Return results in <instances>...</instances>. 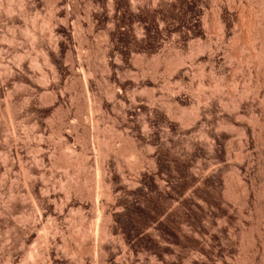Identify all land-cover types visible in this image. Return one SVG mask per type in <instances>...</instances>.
<instances>
[{"label": "rangeland", "instance_id": "374dc122", "mask_svg": "<svg viewBox=\"0 0 264 264\" xmlns=\"http://www.w3.org/2000/svg\"><path fill=\"white\" fill-rule=\"evenodd\" d=\"M0 1L2 2H0L1 4L4 3V7L0 5V13L1 15H3L0 19V57L5 58L11 62L16 61L12 60V57L14 55V48L9 46V43L5 40L4 37L11 34V30H15L13 29V27L16 22L17 23L15 25L17 27L20 26L21 29L20 27L16 29L18 40L15 43V48L16 50L18 49L21 51L29 48L31 57L33 59L37 54L36 51L31 48V43H29L30 41L27 42V39L29 40V38H26V35L23 33V30L25 29L24 27L28 25V23L30 26L31 22L35 21L36 17L35 23L38 22L36 25L40 26L39 28L36 27V30H38V32H41L43 30L42 32L45 34L50 33V35H48L50 37H48L50 43L49 40H47V43H49V51L47 52L50 62V65L48 63L47 72L50 79H48V81L46 82L47 84L45 83L46 85L43 88V83L40 84V80H38L39 78H37V74L36 76L34 72H32V74H28L27 72H25L24 68H21V66L19 67L18 65L14 69V74H11V79H9V82L5 83L4 81L7 80V78H10V75L7 78H4L5 74L0 67V71L2 70L0 74L2 73L1 75L3 76L1 77L0 75V77L2 78H0V104L2 105L0 106V151H2V153H12L14 156L11 154V157L15 159L18 168V170H16L15 172L16 174H11L12 176L15 175L13 176L15 179L12 178L11 175H9L11 176V178L9 176L6 178L4 177L5 180L3 178V180L0 181V183L2 182V184H0V189H3L0 190V193H2L0 194V196L4 198L3 203H5L4 206L2 204L4 208L1 206L2 211L0 209V264H23L24 261H26L28 264L34 263V260L36 259H34V257L31 258L27 256V254L30 250L35 251L40 244V247L45 246L48 249V253L44 257V260L49 264H101L104 261L106 264H109L108 262L111 260V258H113L112 255L118 254V257L120 258L123 256V253H125L124 251H126V255L120 258V264H160L159 259H166L167 262L171 264H189L188 262H190L191 260L193 264H198L194 260L195 258H198V256V259H203L206 264H216L218 263L220 258H222L223 260H225L226 258L230 259L232 260L233 264H243L240 263L242 259H240L239 261V258H243L242 251L244 250L242 249L243 246L241 244L242 242L240 241L241 237L243 235H249L250 237H254L255 239L260 229L262 230H260V232L264 233V198L259 200V197H257L255 200H253V204H250L249 206V212L248 210H246V207L243 204H239L241 202L234 198H232L233 200H230L231 203L229 201L226 203L227 200L221 198V193H223V189L221 188L223 187L218 181L220 180V178L222 180L227 179V181H229V177L231 179V176H233V172H230L228 167L231 166V163L233 162L232 159L235 158V156L233 155L229 159H225L224 161L219 162L213 154L204 153L205 146H203L202 144L194 146L192 144V141H194L195 138L193 137L196 136L197 133L192 132V130L197 129L194 128L196 127L195 121L192 120L195 126L194 124H192V122L191 124L187 123L188 125L190 124L189 126H185L186 124L182 125L178 120H175V118H172V116L168 114L165 109L166 107L161 103L159 104H161L162 106H160L159 104L152 105L149 100V94L151 93L149 88H141L137 91V95L140 96L142 105L145 106L140 105L141 102L138 105V103L135 104L133 100L127 98H125L127 99L125 100V96H121L118 93V91H120L119 87H121L122 85L124 86V88L122 86L124 92L127 88H129V86H134L133 81L135 78H133L134 75L132 74L134 73L132 69L134 70L135 67V58L133 59L132 56L128 54L126 55V59L123 60V62H120L122 64H115L113 61H110V70H112V75L110 76L108 72L109 70L105 67L106 64L101 55V50H103L108 43L105 42V34L107 32H110L107 30V27L112 26L113 22H117L116 24L120 25L121 23V28L124 29V18H122V20L120 21L115 15L113 21V17H109L111 8H109V4L107 5L106 3L107 6H105V13H103V24L99 25L95 29L93 34L87 33L90 32V30H88V27L86 25H84V28L82 27L84 32H86L85 36H87L88 38V36L90 35L88 42L86 41L87 39L85 40V36H81L82 34L84 35V32L81 28H78L76 22L80 19L84 24H86L87 22L86 10L88 7L86 5V0H78L80 2V15L79 13L78 15L77 13H71L73 17L70 16L69 20L70 29L68 30V32L70 33L68 34L67 32L66 34H62L61 37H59V35L57 34H51L53 33L52 26H49V28L48 26H46V19L48 20L50 14H53L49 12V8L47 7L48 0L27 1L28 9H26V14L33 16L30 18V16L28 15L29 19L28 17H26L25 13H20L19 11H16L13 14H6L8 13L7 6L11 5L9 3H12L13 1ZM185 1H187V3H189L190 1L191 5L188 4L185 6L181 3L177 4L173 1L174 4L173 2H171V14L170 12H168V16H166V14L168 13H165V15H163L164 17H170L169 19H165L166 21L163 24L166 25L162 24V28L163 26H166V30L170 32L174 31V33L171 32L172 34L170 33V35H156L158 34V26H161L158 23H153V20H155L156 18L154 15L156 14H153L152 19H150V13L148 17V13H146L147 15H145L144 13H140V16H142L143 14L145 15L142 16L143 22L140 23L141 26L144 27L142 42H145L143 44V47L145 46V49H142L145 51L147 50V53L142 52V54H145V56L147 57H145L144 59L146 62L143 60V64H140L141 66H145H142L143 69L145 68L148 71V67L151 66L150 64H153V61L155 62V60H153L154 55H151L152 53H148L150 52L149 46L151 48L152 45H154L159 48L158 50L162 51L167 48L170 41L173 39L172 35H175L176 32H188L191 29L200 28L201 26L202 27L199 30L204 29L202 20L205 15L211 16L213 11V0ZM223 1L226 2V0ZM107 2L109 3L108 0ZM13 4L16 3H12V5ZM201 4H203V7H205V9ZM199 8L201 9V11H199ZM202 8L204 11L202 10ZM160 9L161 11L163 10L160 7L157 9V12H160ZM76 16L78 17L76 18ZM25 18H27L28 20L26 21ZM148 18L150 19V21H148ZM30 19L33 20L30 22ZM12 20L14 22L13 24L11 23ZM11 24L13 27H11ZM41 26L43 28H41ZM205 30L207 36L209 35L210 37H208L210 39L214 38L213 40H215L216 35L213 29L205 28ZM110 33L115 35L113 31H111ZM52 35L54 36L51 37ZM56 36L61 38V40H58L59 38ZM79 36H81L80 39H82V37L84 38L80 40L82 42L77 39ZM119 36L120 37H118L117 39H115V37L111 38L110 42L108 43H113L112 45H114L113 51H110L111 60L114 59L115 53L118 52L119 49L121 51L127 52L129 47L127 49L125 48L128 46V44H130L129 42L133 43L132 37H123L122 33H120ZM162 38L165 40H163ZM56 40H58L60 44H57ZM85 41L88 43H86ZM197 41L192 40V42H189L183 40L178 50L186 51L188 50V47H190V44H195V46L196 44L202 45V43L206 42V39L204 38V41L201 39L200 41L202 42L199 41L200 43ZM185 42H189L190 44ZM257 43V45L259 46V42ZM226 44L222 48V50L226 48L225 52L224 50L221 51L222 55H220V61L215 66L216 69L214 71H211V66L205 63H203L204 65L201 66L197 65V67L195 68H193V66L191 67L190 64H187L190 66H186L185 68V65L182 66L184 70H181L183 69L182 67H178L177 71H175V73H178L179 71L178 75L176 73V75L174 76L173 74L175 73H171L167 75L164 74V76H162V79H160L161 86L156 92L159 93V95H161L163 98L165 97L164 99H166L167 101L169 100L170 104L172 103L173 109L175 108L176 110L178 108L179 110H183L184 107L185 111L183 112L187 115L192 110L191 103H195V101L197 102L201 100L204 97L203 95H205V93L209 94L212 92V88H209L210 86L205 88L206 90L204 89L203 94V90L199 89L198 91L197 86L200 81L205 80V82L207 83H210L211 81H214L216 83L222 82L224 85L226 83V85L228 86H225L226 89L224 88V91L221 94H214L215 96L213 95L214 106L212 109H206L203 116L204 118H207L205 116H208L209 122L211 121L210 123L208 122L209 125L207 126V129L213 132H220L222 134L225 133L223 135H228V142L233 145H230V147L232 148L231 150L235 149L234 151L236 152V154H238L239 151L243 150L241 149L242 142L244 141V136H242L241 134L242 126H247V123H249V121L254 119L256 116L258 117V119L261 118L262 120V117L264 118V104L262 102V97H259L258 99L255 98L253 94L247 95V100L243 103L242 106L243 108L241 107L239 110L243 119L242 117V120L239 119L240 123H236V125L238 124L237 126L235 125L236 128H233L231 130H222L219 128L218 123H220V119L227 117L229 118L230 116L228 115V110L233 109V107L231 108L230 106L229 109L224 110L226 107L223 103H220V97L223 99L227 98L225 100V102H227L228 99L230 100L233 98L232 95L234 93L236 94V96H239L245 89L254 87L256 82L255 79L257 78V67H254V65H251L249 68V66L246 67L243 65V67L239 64L240 67H237L238 61L227 59L228 57L226 56V52L228 51L227 48L229 47V44ZM255 44L254 46L257 47ZM241 45L242 46L241 49H239V52L241 53V51L243 50L244 52L242 51V54L247 57L246 55H248L250 52V50H247V48H250L246 44ZM223 52L226 54L224 55L225 57H227L226 61L225 59H223ZM128 66H131L132 68H128ZM190 67L193 70H191ZM199 67L203 70V72L201 71L202 73L200 72L201 69ZM188 68L189 73L187 71ZM197 68H199V70ZM92 69L96 70L97 72V78L95 77V79L90 72V70ZM129 69L130 71H128ZM183 72L185 74L188 73V75H184ZM170 75L171 77L172 75L174 77H172L171 79ZM168 76L170 78H168ZM179 76H181L182 78ZM179 78H185L183 80V82H185L183 83V94L181 93L182 98L179 102L180 104L177 105L175 103L176 101L174 100V97L172 96V92L168 90H171L170 88L174 90L176 88L177 91L179 90L177 88L179 87V84H182ZM36 80H38L39 83ZM88 80L89 82L93 81L92 87L89 89L86 88L85 84L86 82H88ZM166 80L170 81L166 83ZM10 81H17L16 83L19 82L18 86L20 88L17 87V89H15L19 91H17V93L13 91V93H16H14V96L16 97L13 101L14 104L17 102L15 105H12L13 103H7L8 100L5 102L7 96L6 89L10 88L9 85L12 84L10 83ZM121 81L124 84L121 83L122 85L119 86V82ZM228 81L229 83H227ZM32 82L36 83L33 84ZM20 83L23 86L22 88ZM24 83L27 85V87L24 86ZM192 83L193 85H195V87L193 89H190ZM169 84H171V87ZM4 85L6 88H4ZM6 85H8V87ZM168 85L170 88L167 87ZM233 87H236L235 90L237 91L231 93ZM30 89L32 91H30ZM112 90H114L115 92L117 91L116 96H114V91ZM26 91L28 93H26ZM161 91H163L164 93ZM43 92L46 95V97L44 95V100L41 99ZM131 92L129 93V95L126 93L125 95H127V97L129 96L128 98H132ZM230 96L232 98H229ZM170 99L173 100L171 101ZM15 100L17 101L15 102ZM44 101L45 104L43 105ZM105 101L106 104L103 108L104 110H101V112L98 111L99 109L97 108L98 104H100L99 102ZM222 104L225 108L222 106ZM182 110L180 111L182 112ZM14 116L17 118H15ZM6 120L9 121L10 124ZM15 121L18 122L15 123ZM45 121H47V124ZM3 124H6V128ZM39 124L45 126V133H47V141L45 145L47 150V159L45 163V180H47V182H45L47 184L45 186L42 185V181L40 182V174H38L39 171L35 164L36 161L34 158L36 154L31 152L35 142H32V144L29 143V141L27 140L28 138H26V128L23 127L27 125L28 128H31H29L31 132H36L37 134L40 131H38V129H40ZM8 125H10V127ZM33 125L35 127H33ZM3 128H5V130H2ZM21 128H23V130ZM32 128H35L36 130L34 129V131H32ZM8 133H10L9 136L11 138H9V136L7 135ZM120 133L125 137L121 138L119 136L121 135ZM257 134L258 132L256 133V135ZM256 135L255 138L257 137L256 140L258 141L259 136ZM6 136H8V139H6ZM113 136L116 137L114 138ZM107 140H109V142ZM9 141L11 142V145ZM111 141H113L112 144L114 145H112L111 147V144H109L108 147V143H110ZM7 142H9L8 146L6 145ZM133 142L134 144H137L136 146H139L138 148L142 150L147 159L139 169H135L134 166L132 168L131 166L132 163L135 162V158L133 159V157H128L126 155L124 156L123 154L122 156L121 153L117 151L121 149L122 146H132ZM261 142H258L259 144L256 142V146L255 144L254 146L252 145L249 148L250 151H247L250 153L253 159L255 158V161L257 158V153L255 152H257V150L259 152V149L264 150V143ZM105 143H107V145ZM257 144L260 146L258 147ZM105 146H107L108 148H105ZM10 147L13 148L14 151L13 149H10ZM256 147H258V149H256ZM109 149H111L112 151H110ZM244 149H246V147ZM253 150L256 151L254 152ZM247 152H243V154L245 155V153ZM18 156L23 157H19L18 159H16ZM62 158L64 162V158H72L74 160H77L76 158H78L80 161L86 160L85 164L87 163V167L85 169L83 168V170H80L77 175V171L76 169H74V167H66L62 163V166L60 164V167H57L58 165L56 164V161ZM23 159L24 161L21 162ZM227 160H232V162L229 161L230 164L226 165V163H229L226 162L224 164V162ZM21 165L23 167H21ZM206 165H211V168H213H210V171L204 172L201 169V166ZM218 165H220V167L221 165L222 167L225 165L226 166L224 168H219V171H216L217 173H215V167H219ZM21 169L30 171L35 177H30V179L26 176L27 178H25L22 172L23 170ZM256 173L258 172H255L253 174L255 175V177L258 175ZM21 175L24 176L25 181L23 180V176ZM73 175L74 177H77L74 178ZM86 175H89V179L85 181L84 177H86ZM18 176L22 178L19 179ZM104 176L107 177L108 187L113 193L110 200H107L104 197L102 189L99 190L95 186L96 181H100ZM217 176L219 177L217 178ZM72 179L74 180L72 181ZM17 181L18 183L16 184ZM257 181L255 180L256 189L259 188L257 186H260L259 181ZM10 182H14L15 185L11 184ZM29 182H32L33 186ZM70 182L73 183L71 184ZM74 182H78V185H80V183L83 184L82 186L85 192L79 191L77 192V194L75 192L76 190H73V192L71 189L74 187V185L77 186V183L75 184ZM66 183L68 186L65 185ZM218 184L221 187L218 186ZM11 185H14L15 187L19 186L18 188L14 187L15 191L17 190L15 192L16 195L14 194V198H11L9 196V187ZM76 186L73 189H75ZM68 187L72 188L68 189ZM85 189L87 191H90L91 193L97 190L98 191L93 197L91 194H89L90 192L88 193ZM68 190H71L73 193L71 194V196L73 197H70L71 199L66 197L65 192H67ZM7 197H10L9 199H11V201ZM241 210H244L245 218L244 216H242L240 212ZM50 214L55 217L54 220H56L57 225L61 229H59V232L61 234L56 233L58 236H56L57 238H55L54 234H52L50 237L53 236V238L56 240L51 239V241L54 240V242L50 241V243L42 245L43 238H41V240L39 239L40 237L46 235V231L42 228L40 229V226H42L41 224L43 222L44 225L45 223L46 225L53 223V218ZM105 214L106 216H103ZM240 216H242L244 220ZM105 217L106 219H104ZM227 218H231L235 226H239V228L238 226L236 227V232H234V234H230V231L227 227L226 229L224 228L226 223L228 224ZM49 219H51L52 221H49ZM72 221H74V223L76 224V228L81 226L82 229L80 230L82 231H84L86 227H98V225L102 222H106L102 224H106L107 227H109L108 229L110 234L107 238L103 240L101 239L99 241L97 240L96 236L91 235L90 233V237H88V239H83V244L82 241H76V237H70L72 233L75 232L74 223ZM80 221L82 224L80 223ZM78 223H80L81 225ZM242 224L244 227L241 226ZM260 225H262V228L260 227ZM80 230L78 228V234L81 235ZM88 230L90 231V228ZM83 233L84 232H82V235ZM231 237H234L235 240L231 241ZM95 239L97 240L96 242ZM63 240H66L67 242H65L68 243V245L70 244V249L66 248L65 244L63 245ZM38 241L39 243L40 241L42 242L39 244ZM77 242H79V245ZM93 244L96 247L98 245V249L95 246L94 248H91L90 245ZM80 245L81 248H83L82 246L88 247L86 245H89V251L91 250L90 252L88 251V249H86L87 251L85 250L83 262L77 259L78 257H76V255L74 256V254L71 253V249H78ZM99 246H101V249H103L101 253H97V250H99ZM260 247L259 252L261 251ZM261 248L263 252L261 251L258 254L255 261L256 264H264V248ZM92 250L94 252H92ZM100 258H102V261L100 260ZM131 258L133 263L131 261Z\"/></svg>", "mask_w": 264, "mask_h": 264}, {"label": "bare ground", "instance_id": "6f19581e", "mask_svg": "<svg viewBox=\"0 0 264 264\" xmlns=\"http://www.w3.org/2000/svg\"><path fill=\"white\" fill-rule=\"evenodd\" d=\"M13 1V2H12ZM27 1H29V0H11V1H9V0H7V2H12V3H16V4H13L12 5V3H9V4H11V5H9V6H7V12L8 13H6V14H13L14 12H16V11H19L20 13H27V10L26 9H28L27 8V6H28V3H27ZM109 1V3L107 2V0H86V5H87V10H86V12H87V18H86V24H84L83 22H81L82 20L80 19V20H78V21H76L77 22V26H78V28H81L82 29V27L84 28L85 26L84 25H86L87 27H88V30H90V32H87V33H91V34H93V32L95 31V29L99 26V25H102L103 24V18H104V15H103V13H105V6H107L108 4V6H109V8H111V10H110V12H109V17H113L112 18V20L114 19V16L116 15L117 16V19H119L120 21L122 20V18H124V29H122L121 27H122V24L120 23V25H117L116 23L117 22H113V25L112 26H109V27H107V30L108 31H113L114 32V34L115 35H113L112 33H110V32H107V30H106V34H105V38H106V43L108 42H110V39L111 38H114L115 37V39H117L118 37H120L119 35H120V33H122L123 34V37H125V36H127V37H132L133 38V43H131V42H129L130 44H128V46L125 48V49H127L128 47H129V49H128V51L127 52H125V51H121L120 49L118 50V52H116L115 53V56H114V59L113 60H111V58H110V51L112 50L113 51V49H114V45H112V44H108L107 43V46L103 49V50H101L102 52V57H103V59H104V62H105V64H106V69H108L109 71V75L111 76L112 75V73H111V71L112 70H110V61H113L115 64H118V63H120V62H123V60H125L126 59V55H128V54H130L131 56H132V58L134 59L135 58V67H134V70L132 69V71H133V73L134 74H132V75H134V77L133 78H135L134 79V86L131 88L130 86H129V88H127L126 90H125V92L123 91V89H122V84H124V83H122V81L121 82H119L120 83V85L119 86H121V87H119L120 88V91H118V93L121 95V96H125L124 97V99L125 98H127V99H130V100H133V102H135V104L136 103H138V105L140 104V102H141V100H140V96H138L137 94V91L139 90V89H141V88H149L150 89V91H151V93L149 94V100H150V102H151V104L152 105H154V104H159V103H161L162 105H164L166 108V111L168 112V114H170L171 116H172V118H175V120H178L182 125H185V126H189L190 124H191V122H192V120H194L195 121V124H196V127H194V128H197V129H194V130H192V132H196L197 134H196V136H194L193 138H195L194 139V141H192L193 143V145L194 146H198V145H203V146H205L204 147V153L205 154H213L214 155V157L215 158H217L218 159V161L219 162H221V161H224L225 159H229L231 156H235V158H231L232 160H233V162H232V160H229L230 162H232L231 163V166H229L228 167V169L230 170V172H233V176H231V179H230V177H229V181H227V179H224V180H222L221 178H220V180L218 181L219 183H220V185L223 187V188H221V189H223L222 191H223V193H221L222 194V196H221V198L222 199H224V200H227L226 201V203L229 201L230 202V200H233L232 198H234V199H236V200H238L239 202H241V203H239L240 205H244L245 207H246V210H248V212L250 211V204H253V200H255L257 197H259V200L260 199H263L264 198V150H261V149H259L260 151L258 152V150H257V152H255L256 150H253L255 153H257V158H256V161L252 158V156L250 155V153L249 152H247L248 150H249V148L253 145L254 146V144L257 142H261V143H264V118L262 117V120H261V118L260 119H258V117L256 116H254L255 118L254 119H252L251 121H249V123H247V126H242V128H241V134H242V136H244V141L242 142V140H241V142H242V148H241V144H240V148L241 149H243V150H241V151H239V153L238 154H236V152L234 151V150H231L232 148L230 147V145H232L230 142H228V139H229V137H228V135H223V134H225V133H220V132H213V131H210L209 129H207V126L209 125V123L211 122H209V117L208 116H205V117H207V118H204V116H203V114H204V111H206V109H212L213 108V106H214V103H213V98H214V96L215 95H217V94H221L223 91H224V88L226 89V87L228 86V85H226V83H225V85L222 83V82H210V83H207V82H205V80L204 81H200L199 83H198V91H199V89L200 90H203L202 91V94H203V92H204V89L205 88H207L208 86H210L209 88H212L211 90H212V92L211 93H209V94H207V93H205V95H203L204 97L201 99V100H199V101H195V103H191V112H189V114H184V112L183 111H185L184 110V107H183V110L182 109H180V110H182V112L177 108L176 110H175V108L173 109V106H172V103L170 104V102H169V100L167 101L166 99H164L161 95H159V93H157L156 91L158 90V88L161 86L160 85V83H161V81H160V79H162V76H164V74H171V73H175V71H177V69H178V67H182V66H184V68L186 67V66H190L191 65V67L193 66V68H195V67H197V65H204L203 63H205V64H209L211 67V71H214L216 68H215V66L217 65V63L220 61V55H222L221 54V51H223L224 50V52H225V49H223L222 50V48L225 46V44L226 43H228L229 44V47L227 48L228 49V51L226 52L227 53V55L224 53L223 54V59H225V61H226V58L227 59H229V60H234V61H238V64H237V67L239 66V64H240V66L242 65H244V66H249V68H250V66L252 65H254V67H257L256 69H257V78L255 79L256 80V82H255V85H254V87H252V88H250V89H245L239 96H236V94L234 93V91H237V90H235L236 89V87L233 89L232 88V92L231 93H234L232 96H233V98L230 96L229 98H232V99H228L227 100V102H225V100L227 99H223V98H221L220 97V103H223L224 104V106L226 107H224L223 106V104H222V106L225 108L224 110H226V109H229L230 108V106H231V108L233 107V109H231V110H228V115L230 116L229 118L227 117V118H222V119H220L221 121H220V123H218L219 124V128L220 129H224V130H226V129H228V130H231V129H233V128H236L235 127V125H236V123H240V121H239V119H241V117H242V115H241V112H239V110H240V108L243 106V103L247 100V95H250V94H253L254 96H255V98H258L259 99V97H262V102H263V104H264V0H226V2H224L223 0H213L212 1V8H213V11H212V14H211V16H208V15H205L204 17H203V20H202V24H203V27H204V29L203 30H199L200 28H195V29H191V30H189L188 32H179V33H177L176 32V34L175 35H172L173 36V39H172V37H171V41H170V43H169V45L167 46V45H165V46H167V48H165V50H158L159 48L158 47H156V46H154V45H152V47L150 48V46H149V49H150V52H148V53H152L151 55H154L153 57V60H155V62L153 61V64H150L151 66L150 67H148L149 69H148V71H147V69H143L142 68V66H144V65H140L141 63H142V61L145 59V54L143 55L142 54V52H146L145 50H143V49H145L144 47H143V44L145 43H143L142 42V34H143V31H144V27L143 26H141V22H143L142 20V16L145 14V15H147L146 13H148V15H147V17L149 16V13H150V19H152V17H153V14H156V15H154L156 18H155V20H153V23L154 24H156V23H158L159 25H161V26H158V34H156L157 36L158 35H165V34H167V35H170V33L172 32V33H174V31H168V30H166L167 28H165L164 26H163V28H162V24L163 23H165V19H167L168 17H164L163 15H165V13H168V12H170V14H171V12L172 11H170L171 10V8H172V6H171V2H176L177 4H179V3H181L182 5H188V4H190V1H189V3H187V1H185V0H108ZM1 2V1H0ZM6 2V1H5ZM174 2H173V4H174ZM209 2V1H208ZM2 3V2H1ZM0 3V5H2L3 7H4V3L3 4H1ZM106 3H107V5H106ZM210 3V2H209ZM6 4V3H5ZM8 5V4H7ZM191 5V4H190ZM200 5V4H199ZM202 5V7H203V4H201ZM207 5V4H206ZM48 8H49V12L50 13H53L52 15L50 14V16H49V18H48V20L46 19V26H48V28H49V26H52L53 27V33H51V34H57V35H59V37H61V35L62 34H66L67 32H68V30L70 29V16H72V14L71 13H77V15H78V13H79V15H80V2L78 1V0H48V6H47ZM95 9H94V8ZM162 8L163 10L161 11V9H160V12H157L158 10V8ZM179 7H181V6H179ZM1 8V7H0ZM104 8V9H103ZM108 8V7H107ZM204 9H205V7H203ZM203 8H202V10H203ZM200 9V8H199ZM6 11V10H5ZM104 11V12H103ZM199 11H201V9L199 10ZM204 11V10H203ZM85 12V13H86ZM107 13V12H106ZM140 13L142 14V13H144L142 16H140ZM24 14V15H25ZM201 14V13H200ZM206 14V13H205ZM29 14H26V17H28V19H29V16H28ZM32 15V14H31ZM76 15V14H75ZM86 15V14H85ZM125 15V16H124ZM144 15V16H145ZM169 15V13L168 14H166V16H168ZM202 15V14H201ZM2 16L3 15H1V13H0V19L2 18ZM171 16V15H170ZM23 17V16H22ZM31 17H33V16H30V18ZM73 17V16H72ZM78 16H76V18H77ZM21 18V17H20ZM37 18H39V17H37ZM75 18V17H74ZM148 18V19H149ZM170 18V17H169ZM168 18V19H169ZM26 19V21L28 20L27 18H25ZM24 19V20H25ZM150 19L148 20V21H150ZM201 19H202V17H201ZM13 20H15V19H13ZM13 20H12V24L14 23L13 22ZM33 20V19H32ZM31 19H30V22L32 21ZM39 20V19H38ZM35 21H36V17H35ZM35 21H33V22H31V25L29 26V21L27 22L28 23V25H26L24 28V30H23V33L26 35H24L26 38L28 37L29 38V40L27 39V42H29V43H31L30 44V46H31V48L34 50V51H36V56H35V58L33 59L32 57H31V54H30V49L29 48H27V49H25V50H16V48H15V43L17 42V40H18V37H17V33H16V29L17 28H19V27H17L15 24L17 23H15L14 24V27H16V28H14L13 26H12V24H11V27H13V29H15V30H11L12 31V33L11 34H9V35H7V36H4L5 37V40L9 43V46L10 47H12V48H14V50H13V52H14V55H13V59L12 60H16V61H8L7 59H5V58H2V57H0V67L2 68V70H3V72H4V74H5V77L4 78H7L9 75H10V78H7V80H5L4 82L6 83V82H9V79H11V74H14V69L17 67V65L20 67L21 66V68H24V70H25V72H27L28 74H32V72H34V74H35V76H36V74H37V78H39L38 80H40V84L41 83H43V86L42 85H40V86H42V88L47 84L46 82L48 81V79H50L49 78V74H48V72H47V67H48V63H49V65H50V62H49V59H48V52L47 51H49V46H48V44L50 43V40H49V36L48 35H50V33L49 34H45V33H43L42 31L40 32H38V30H36V27L37 28H39L40 26H37L36 24L38 23V22H36L35 23ZM114 21V20H113ZM115 21H116V19H115ZM111 22V21H110ZM197 22V21H196ZM195 22V23H196ZM39 23H40V21H39ZM44 23V22H43ZM152 23V22H151ZM152 23V24H153ZM10 24V23H9ZM42 24V23H41ZM140 24V25H139ZM200 24V23H199ZM73 25H74V23H73ZM76 25V24H75ZM143 25V24H142ZM163 25H166V24H163ZM210 27V28H209ZM41 28H43L42 26H41ZM44 28H45V26H44ZM119 28V29H118ZM165 28V29H164ZM205 28H208V29H213V31H214V33H215V35H216V38H215V40H213V39H210L208 36H207V33H206V30H205ZM233 28H234V30H233ZM20 29H21V27H20ZM19 29V30H20ZM51 29V28H50ZM40 30V29H39ZM45 30V29H44ZM52 30H51V32H52ZM79 30V29H78ZM83 30V29H82ZM81 30V31H82ZM87 30V29H86ZM87 30V31H88ZM169 30H170V28H169ZM174 30V29H173ZM122 31V32H121ZM181 31V30H180ZM46 32H47V30H46ZM83 32H84V30H83ZM208 32V31H207ZM70 32H68V34H69ZM79 33V32H78ZM85 33L86 32H84V35L82 34H80L81 36H85ZM157 33V32H156ZM171 33V34H172ZM67 34V35H68ZM87 35V34H86ZM54 35H52L51 37H53ZM81 36H79L77 39H79V41L80 40H82V39H84L83 37H82V39H80V37ZM166 36V35H165ZM175 36V37H174ZM49 37V38H48ZM56 37H58V36H56ZM58 37V38H59ZM164 37V36H163ZM66 38H67V36H66ZM89 38H90V35L88 36V38H87V36H85V40L86 41H88L89 40ZM131 38V39H132ZM204 38L206 39V42H204V43H202V45H200V44H196V46H195V44H190L189 42H192V40H198L197 42H199L201 39L204 41ZM56 39V38H55ZM54 39V40H55ZM163 39V38H162ZM47 40H49V43H47ZM53 40V41H54ZM58 40H61V38H59ZM58 40H56V43L58 44L59 43V41ZM159 40V39H158ZM163 40H165V39H163ZM183 40L184 41H189V42H185V43H189L190 45V47H188V50H186V51H179L178 50V48L181 46V44H182V42H183ZM52 41V42H53ZM78 41V40H77ZM85 41V42H86ZM144 41V40H143ZM147 41V40H146ZM161 41V40H160ZM51 42V43H52ZM61 42V41H60ZM65 42V41H64ZM80 42H82V41H80ZM89 42V41H88ZM88 42H86V43H88ZM117 42V41H116ZM159 42V41H158ZM200 42H202V41H200ZM199 42V43H200ZM255 42H256V44H255ZM257 42H259V46L257 45L258 43ZM55 43V42H54ZM163 43V42H162ZM165 43V42H164ZM193 43H195V42H193ZM250 48V49H248L247 48V50H250V52H249V54L248 55H246L247 57H245L244 56V54H242L243 52L241 51V53L239 52V49H241V44H243V45H245V44ZM60 44V43H59ZM81 44V43H80ZM84 44V43H83ZM166 44H167V41H166ZM184 44V43H183ZM228 44H226V45H228ZM254 44L257 46V47H255L254 46ZM106 45V44H105ZM146 45V44H145ZM192 45V46H191ZM194 45V46H193ZM244 47V46H243ZM143 48V49H142ZM148 49V48H147ZM182 49V48H181ZM244 49V48H243ZM3 50V49H2ZM1 53V52H0ZM147 53V52H146ZM240 53V54H239ZM224 55H226L227 57H225ZM244 57H243V56ZM128 57H130V56H128ZM147 58V57H146ZM222 58V57H221ZM128 59V58H127ZM152 60V59H151ZM131 61V60H130ZM145 61V60H144ZM146 62V61H145ZM148 62V61H147ZM132 63V62H131ZM151 63V62H150ZM223 63V62H222ZM230 63H232V62H230ZM114 64V65H115ZM120 64H122V63H120ZM119 64V65H120ZM133 64V65H134ZM143 64V63H142ZM147 64V63H146ZM187 64H190V65H187ZM130 65V64H129ZM140 66H141V68H140ZM147 66H149V65H147ZM239 66V67H240ZM243 66V67H244ZM90 67V66H89ZM129 67H131V66H128V68ZM145 67V66H144ZM191 67H190V69H191ZM253 67V68H254ZM119 68V67H118ZM132 68V67H131ZM183 68V67H182ZM184 68L183 69H181V70H184ZM200 68V67H199ZM199 68H197L198 70H199ZM90 69V68H89ZM180 69V68H179ZM201 69V68H200ZM242 69V68H241ZM2 70L0 71V72H2ZM84 70V69H83ZM180 70V71H181ZM191 70H193V69H191ZM197 70V71H198ZM245 70V69H244ZM128 71H130V69L128 70ZM131 71V72H132ZM188 73H189V68H188ZM186 71V72H187ZM203 72V70L201 69L200 70V72ZM238 71V70H237ZM252 71V70H251ZM256 71V70H255ZM24 72V73H25ZM90 72L92 73V75L94 76V79H95V77L97 76V72H96V70H90ZM149 72V73H148ZM193 72V71H192ZM201 72V73H202ZM130 73V72H129ZM177 73V72H176ZM176 73L175 74H173L174 76L176 75ZM178 73H179V71H178ZM178 73H177V75H178ZM181 73V72H180ZM188 73H186L187 75H188ZM200 73V74H201ZM237 73V72H236ZM241 73V72H240ZM2 74V73H1ZM0 74V75H1ZM3 74V75H4ZM183 74L184 75H186L184 72H183ZM191 74V73H190ZM204 74V73H203ZM172 75V77H174ZM183 75V76H184ZM255 75V74H254ZM12 76H14V75H12ZM26 76H28V75H26ZM30 76V75H29ZM181 76H182V74H181ZM181 76H179V77H181ZM202 76V75H201ZM250 76V75H249ZM1 77H3L2 75H1ZM0 77V78H1ZM79 77V76H78ZM170 77H171V75H170ZM169 76H168V78H170ZM172 77H171V79H172ZM177 77V76H176ZM188 77V76H187ZM187 77H185V78H187ZM97 78V77H96ZM164 78V77H163ZM166 78V77H165ZM182 78V77H181ZM184 78V79H185ZM204 78V77H203ZM2 79V78H1ZM177 79V78H176ZM180 79V78H179ZM184 79H180V82L182 83L181 85L179 84V87L177 88V89H179L178 91L176 90V88H175V90L177 91H175L174 89H172V88H170L171 87V84H169L170 85V87H169V85L167 86V87H169L171 90H168V91H171L172 92V96L174 97V100L176 101H174L177 105H179L180 103V100H181V93H182V89H183V83L185 82H183V80ZM213 79V78H212ZM250 79V78H249ZM17 80V79H16ZM38 80H36V81H38ZM168 81H170V80H166V83L168 82ZM252 81V80H251ZM3 82V83H4ZM17 82V81H16ZM15 81L14 82H11L10 81V83H12V84H8L9 85V87L10 88H8V89H6V91H7V96H6V100H5V102L7 101V103L9 102V103H13L12 105H15L17 102V100H15V104H14V98L16 97V96H14L16 93H17V91H19V90H15V89H17V87H19L18 86V84H19V82L18 83H16ZM124 82V81H123ZM246 82V81H245ZM4 83V84H5ZM33 83V82H32ZM34 83H36V82H34ZM33 83V84H34ZM38 83H39V81H38ZM37 83V84H38ZM46 83V84H45ZM122 83V84H121ZM227 83H229V81L227 82ZM25 84V83H24ZM30 84V83H29ZM86 84V88L87 89H89V88H91L92 87V84H93V81L92 82H89V80H88V82H86L85 83ZM194 84H196V83H194ZM246 84V83H245ZM8 85H6L7 87H8ZM20 85H21V83H20ZM164 85H166V84H164ZM25 87H27V85L25 84L24 85ZM34 86V85H33ZM226 86V87H225ZM230 86V85H229ZM234 86V85H233ZM245 86V85H244ZM23 86L21 85V88H22ZM38 87V86H37ZM116 87H117V85H116ZM195 87V85H193V83L191 84V86H190V89L192 88H194ZM243 87V86H242ZM4 88H6L5 87V85H4ZM20 88V87H19ZM41 88V87H40ZM123 88H124V86H123ZM166 88V87H165ZM174 88V87H173ZM24 89V88H23ZM26 89V88H25ZM86 89V90H87ZM130 89H131V91H130ZM185 89V88H184ZM29 90V89H28ZM37 90V89H36ZM44 90V89H43ZM116 90V89H115ZM206 90V89H205ZM13 91H15L14 93H13ZM30 91H32L31 89H30ZM45 91V90H44ZM112 91H114V90H112ZM193 91V90H192ZM197 91V92H198ZM24 92H25V90H24ZM42 92V91H41ZM111 92V91H110ZM117 92V91H116ZM116 92L114 91V96H116L117 94H116ZM131 92V94H132V98H128L127 97V95H125V93L126 94H128L129 95V93ZM161 92H163V91H161ZM26 93H28L27 91H26ZM25 93V94H26ZM38 93V92H37ZM112 93V92H111ZM164 93V92H163ZM230 93V94H231ZM237 93V92H236ZM19 94V93H18ZM29 94H30V92H29ZM174 94V95H173ZM183 94V93H182ZM215 94V95H214ZM239 94V93H238ZM27 95V94H26ZM44 92H43V94H42V97H41V99H43L44 100ZM214 95V96H213ZM223 95V94H222ZM18 96V95H17ZM184 96V95H183ZM45 97H46V95H45ZM118 97V96H117ZM137 97H139V98H137ZM177 97H178V99H177ZM192 97V96H191ZM202 97V96H201ZM18 98V97H17ZM22 98V97H21ZM30 98H31V96H30ZM29 98V99H30ZM116 98V97H115ZM119 98V97H118ZM142 98V97H141ZM215 98H217V97H215ZM26 99V98H25ZM24 99V100H25ZM28 99V100H29ZM127 99H125V100H127ZM23 100V101H24ZM28 100H27V102H28ZM43 100H41V101H43ZM46 100V99H45ZM121 100V99H120ZM171 100V99H170ZM173 100V99H172ZM171 100V101H172ZM218 100V101H219ZM19 101V100H18ZM26 101V100H25ZM24 101V102H25ZM122 101V100H121ZM142 101H143V99H142ZM186 101V100H185ZM4 102V103H5ZM30 102V101H29ZM109 102V101H108ZM187 102V101H186ZM194 102V101H193ZM229 102V103H228ZM231 102V103H230ZM3 103V102H2ZM43 103V102H42ZM100 104H98V108L97 109H99L98 111H100L101 112V110L103 111L104 109V106H105V104H106V101L105 102H99ZM174 103V104H175ZM45 104V101H44V103H43V105ZM96 104V103H95ZM134 104V103H133ZM134 104V105H135ZM161 104H159L160 106H162ZM246 104V103H245ZM5 105V104H4ZM11 105V106H12ZM140 105H142V102H141V104ZM176 105V106H177ZM0 106H2L1 104H0ZM6 106V105H5ZM142 106H145V105H142ZM181 106V105H180ZM183 106H184V104H183ZM261 106H263V105H261ZM17 107V106H16ZM94 107V106H93ZM152 107V106H151ZM264 107V106H263ZM7 108V107H6ZM14 108V107H13ZM182 108V107H181ZM243 108V107H242ZM0 109H1V107H0ZM11 109V108H10ZM19 109V108H18ZM90 109H91V107H90ZM89 109V110H90ZM150 109V108H149ZM152 109V108H151ZM15 110V109H14ZM88 110V111H89ZM145 110V109H144ZM148 110V109H147ZM180 112H179V111ZM234 110V111H233ZM238 110V111H237ZM253 110V109H252ZM233 111V112H232ZM263 111V110H262ZM16 112V111H15ZM94 112V111H93ZM225 112V111H224ZM237 112H239V113H237ZM249 112V111H248ZM206 113V112H205ZM227 113V112H226ZM225 113V114H226ZM236 113V114H235ZM261 113V112H260ZM94 114V113H93ZM235 114V115H234ZM169 115V116H170ZM234 115V116H233ZM263 115V114H262ZM28 116V115H27ZM15 117V116H14ZM13 117V118H14ZM91 117V116H90ZM94 117V116H93ZM224 117H226V116H224ZM15 118H17V117H15ZM171 118V117H170ZM211 118V117H210ZM253 118V117H252ZM11 119V118H10ZM9 119V120H10ZM242 119H243V117H242ZM241 119V120H242ZM16 120V119H15ZM29 120H30V118H29ZM7 121V120H6ZM8 123H9V121H7ZM7 122H6V124H7ZM11 122V121H10ZM18 122V121H17ZM16 121H15V123H17ZM41 122V121H40ZM39 122V123H40ZM44 122V121H43ZM46 122V124H47V121H45ZM50 122V121H49ZM209 122V123H208ZM242 122V121H241ZM13 123V122H12ZM21 123V122H20ZM24 123V122H23ZM60 123V122H59ZM187 123H190L189 125L187 124ZM5 124V125H6ZM10 124V123H9ZM19 124V123H18ZM192 124H194V122H192ZM195 124H194V126H195ZM4 125V124H3ZM5 125H4V127H5ZM11 125H13V124H11ZM17 125V124H16ZM20 125V124H19ZM37 125V124H36ZM238 125V124H237ZM236 125V126H237ZM9 127H10V125H8ZM29 126V125H28ZM39 126H40V129H38L39 128ZM39 126H38V133L36 134V132H31L30 130H29V128L27 127V125L26 126H23V127H25L26 128V131L25 132H27L26 133V138H28L27 140L29 141V143L30 144H32V142H35V144H34V147L32 148V151L31 152H33L34 154H36V156L34 157L35 158V161H36V166H37V168H38V171H39V173L38 174H40V182L42 181V185H46L47 183V180H45L46 178H45V163H46V147H45V145H46V141H47V139H46V136H47V133H45V126L44 125H40L39 124ZM218 126V125H217ZM12 127H14V126H12ZM19 127V126H18ZM17 127V128H18ZM31 127H32V125H31ZM33 127H35L34 125H33ZM37 127V126H36ZM6 128V127H5ZM5 128H3L2 130H5ZM78 128V127H77ZM9 129V128H8ZM7 129V130H8ZM13 129V128H12ZM11 129V130H12ZM22 130H23V128H21ZM31 129V128H30ZM33 130L32 131H34V129L35 128H32ZM15 130V129H14ZM36 130V129H35ZM47 130V129H46ZM227 130V131H228ZM226 131V132H227ZM2 132V131H1ZM6 132H9V131H6ZM5 132V133H6ZM15 132V131H14ZM18 132V131H17ZM24 132V133H25ZM47 132V131H46ZM59 132V131H58ZM64 132V131H63ZM232 132H233V130H232ZM258 132V141L256 140V138H255V135H256V133ZM229 133V132H228ZM121 134V133H120ZM193 134V133H192ZM4 135V134H3ZM8 136L10 135V133H8L7 134ZM14 135V134H13ZM117 135V134H116ZM231 135V134H230ZM256 135V136H257ZM8 136H6L7 138L6 139H8ZM11 136H12V134H11ZM15 136H16V134H15ZM18 136V135H17ZM118 136V135H117ZM121 138H123V137H125V136H123L122 134L121 135H119ZM2 137V136H1ZM114 137V136H113ZM116 137V136H115ZM114 137V138H115ZM119 137V138H120ZM127 137V136H126ZM9 138H11L10 136H9ZM99 138V137H98ZM109 138V137H108ZM108 138H106V139H108ZM260 138V139H259ZM126 139V138H125ZM125 139H124V141H125ZM234 139V138H233ZM98 140V139H97ZM101 140V139H100ZM111 140H112V138H111ZM115 140V139H114ZM261 140V141H260ZM8 141V140H7ZM108 142H109V140H107ZM231 141V140H230ZM10 142V141H9ZM9 142H7V146L9 145ZM102 142H104V141H102ZM112 142L113 141H111L110 143H108V147H109V144H111L110 146L112 147V145H114V144H112ZM233 142V141H232ZM4 143H6V142H4ZM115 143V142H114ZM121 143H122V139H121ZM126 143V142H125ZM124 143V144H125ZM2 144V143H1ZM106 145H107V143H105ZM259 144V143H258ZM257 144V145H258ZM10 145H11V142H10ZM137 144H134V142H133V144H132V146L131 145H125L124 147L122 146L121 147V149H119V150H117L118 152H120L121 153V155L123 154L124 156L126 155V156H128V157H133V159L135 158V162H131L132 163V168H133V166H134V168L135 169H139L140 167H142V165H143V163L147 160L146 159V157H145V155H144V153L142 152V150L141 149H139L138 147L139 146H136ZM5 146V145H4ZM233 146V145H232ZM255 146H256V144H255ZM260 145H258V147H259ZM12 147V146H11ZM10 147V149H13V148H11ZM30 147V146H29ZM65 147V146H64ZM107 146H105V148H106ZM107 147V148H108ZM110 147V148H111ZM114 147V146H113ZM246 147V149H244ZM258 147H256V149H258ZM4 148V147H3ZM8 149V148H7ZM254 149V148H253ZM4 150V149H3ZM110 151H112L111 149H109ZM108 150V151H109ZM11 151V150H10ZM13 151H14V149H13ZM18 151V150H17ZM102 151V150H101ZM233 151H234V153H233ZM250 151V150H249ZM12 152V151H11ZM243 152H247V153H245V155L243 154ZM16 153V152H15ZM18 153V152H17ZM102 153H104V152H102ZM108 153V152H107ZM249 153V154H248ZM11 154L12 153H9V152H3L2 153V151H0V181H2L3 180V178L5 177H8L9 175H11V174H16L15 172H16V170H18V168H17V163H16V161H15V159L14 158H12L11 157ZM33 154V155H34ZM13 155V154H12ZM19 155V154H18ZM105 155V154H104ZM122 155V156H123ZM254 155V154H253ZM14 156V155H13ZM79 156V155H78ZM107 156V155H106ZM255 156V155H254ZM253 156V157H254ZM19 157H21V156H18L16 159H18ZM23 157V156H22ZM21 157V158H22ZM127 157V158H128ZM67 158V157H66ZM66 158H64L65 159V162L63 161V158L62 159H58V161H56V164L58 165H56L57 167H60L59 165L62 163L64 166H66V167H74V169H76V171H77V175H78V173L80 172V170H83V168L85 169L87 166H86V164H85V162H86V160L85 161H80L78 158H76L77 160H74V159H66ZM82 159V158H81ZM130 159V158H129ZM83 160V159H82ZM234 160H236V161H234ZM21 161V160H20ZM24 161V159L21 161V162H23ZM59 161H61V162H59ZM133 161V160H132ZM228 160L227 161H225L224 162V164L226 163V162H229ZM254 161H255V163H254ZM20 162V163H21ZM230 162L229 163H226V165H228V164H230ZM211 163V162H210ZM62 164H61V166H62ZM47 165V164H46ZM202 165H204V164H202ZM216 165V164H215ZM225 165V166H226ZM217 166V165H216ZM219 167H215V173H217L218 171H219V168H221L222 167V165H221V167H220V165H218ZM225 166H223L222 168H224ZM21 167H23L22 165H21ZM25 168V167H24ZM210 168H211V165L210 166H208V165H206V166H201V169L205 172V171H210ZM213 168V167H212ZM211 168V169H212ZM71 169V168H70ZM227 169V170H228ZM21 170H23V169H21ZM20 170V171H21ZM47 170V169H46ZM73 170V169H72ZM226 170V171H227ZM75 171V170H74ZM212 171V170H211ZM217 171V172H216ZM23 172V175L25 176V178H27V177H35V176H33V174L30 172V171H27V170H23L22 171ZM82 172H84V171H82ZM255 172H258V173H256V174H258L256 177H255V175H253ZM20 173V172H19ZM76 173V172H75ZM222 173V172H221ZM225 173V172H224ZM228 173V172H227ZM232 174V173H231ZM23 175H21V176H23ZM76 175V174H75ZM80 175V174H79ZM221 175V174H220ZM12 176V175H11ZM11 176H9L10 178H11ZM13 176H15V175H13ZM12 176V178H14ZM20 176V175H19ZM18 176V177H19ZM24 176H23V180H24ZM27 176V177H26ZM39 176V175H38ZM85 176V175H84ZM89 176V175H88ZM88 176L86 175V177H84L85 178V181L86 180H88L89 178H88ZM216 176V175H215ZM71 177V176H70ZM73 177H74V175H73ZM75 177H77V176H75ZM74 177V178H75ZM219 176H217V178H218ZM225 177V176H224ZM255 177V178H254ZM5 178H4V180H5ZM20 178H22V177H19V179ZM72 178V177H71ZM70 178V179H71ZM15 179V178H14ZM31 179V178H30ZM70 179H69V181H70ZM257 179H258V181H259V183H260V186H257V187H259L258 189H256L255 188V180L257 181ZM7 180V179H6ZM17 180V179H16ZM15 180V181H16ZM22 180V179H21ZM74 179H72V181H73ZM77 180V179H76ZM226 180V181H225ZM11 181V180H10ZM13 181V180H12ZM25 181V180H24ZM28 181H30V180H28ZM35 181V180H34ZM46 181V182H45ZM79 181V180H78ZM91 181V180H90ZM93 181V180H92ZM257 181V182H258ZM9 182V181H8ZM27 182V181H26ZM39 182V181H38ZM45 182V183H44ZM68 182V181H67ZM11 184H14V182H10ZM18 183V181L16 182V184ZM30 183V182H29ZM28 183V184H29ZM71 183V182H70ZM70 183H69V185H70ZM73 183V182H72ZM71 183V184H72ZM75 183V182H74ZM77 183V186L76 185H74V187L76 186V188L75 189H73L72 187H70V188H72L71 190L73 191V190H76L75 192H76V194H77V192H85L84 190H83V184H81L80 183V185H78L79 183L78 182H76ZM75 183V184H76ZM0 184H2V182L0 183ZM24 184H25V182H24ZM30 184H32V182L30 183ZM29 184V185H30ZM36 184V183H35ZM34 184V185H35ZM15 185V184H14ZM14 185H11L10 187H9V191H10V197L12 198H14V194H15V192L17 191H15V189H14ZM23 185V184H22ZM65 185H67V183L65 184ZM219 184H218V186H220ZM26 186V185H25ZM32 186H33V184H32ZM68 186V185H67ZM73 186V185H72ZM94 186V185H93ZM96 188L97 189H102V191H103V193H104V197L107 199V200H110L111 198H112V195H113V193H112V191H111V189L108 187V179H107V177H103V178H101V180L100 181H96ZM220 186V187H221ZM17 187V186H16ZM15 187V188H16ZM19 187V186H18ZM17 187V188H18ZM63 187V186H62ZM66 187V186H65ZM42 188V187H41ZM69 187H68V189H70ZM219 188V187H218ZM2 189V188H1ZM0 189V190H1ZM22 189V188H21ZM3 190V189H2ZM24 190H26V189H24ZM43 190V189H42ZM66 190H67V188H66ZM71 190H68L67 192H65L66 193V197H68L69 199H71V198H73L72 196H71V194H73L72 193V191ZM86 190V189H85ZM91 190V189H90ZM20 191V190H19ZM46 191V190H45ZM49 191V190H48ZM65 191V190H64ZM87 191V190H86ZM98 191V190H97ZM97 191H94L93 193H91L90 191H87L89 194H91L93 197L96 195V192ZM1 192V191H0ZM47 192V191H46ZM55 192V191H54ZM74 192V191H73ZM86 192V193H87ZM59 193V192H58ZM0 194H2V193H0ZM75 194V193H74ZM79 194V193H78ZM16 195V194H15ZM20 196V195H19ZM9 197V198H10ZM18 197V196H17ZM17 197H15V198H17ZM50 197V196H49ZM71 197V198H70ZM8 198V197H7ZM8 198V199H9ZM7 199V200H8ZM6 200V199H5ZM10 201H11V199H9ZM76 200V199H75ZM258 200V199H257ZM4 202V198H2L1 196H0V209H1V206H2V204H3V206L5 205V203H3ZM8 202V201H7ZM237 202V201H236ZM259 202V201H258ZM261 202V201H260ZM264 202V201H263ZM10 203V202H9ZM231 203V202H230ZM73 204V203H72ZM233 204V203H232ZM2 206V207H3ZM256 206V205H255ZM261 206V205H260ZM257 207V206H256ZM255 207V208H256ZM4 208V207H3ZM240 208V207H239ZM242 209V208H241ZM253 210V209H252ZM256 210V209H255ZM258 210V209H257ZM261 210V209H260ZM1 211H2V209H1ZM232 211V210H231ZM241 212V214H242V216H244V218H245V214H244V210H241L240 211ZM247 212V211H246ZM253 212V211H252ZM256 212V211H255ZM262 212V211H261ZM1 213V212H0ZM104 213V212H103ZM239 213V212H238ZM58 214V213H57ZM240 214V215H241ZM244 214V215H243ZM250 214H251V212H250ZM51 215V214H50ZM54 215V214H53ZM62 215H64V214H62ZM62 215H61V217H62ZM239 215V214H238ZM253 215H255V214H253ZM261 215V214H260ZM42 216V215H41ZM52 216V215H51ZM103 216H106V214L105 215H103ZM242 216H240V217H242ZM57 217V216H56ZM59 217V216H58ZM254 217V216H253ZM259 217V216H258ZM51 218V217H50ZM52 220H53V223L52 224H49V225H46V223H45V225H44V222L41 224L42 226H40V229L42 228L43 230H45L46 231V235L45 236H43V237H40V239L39 240H41V238H43V242L42 241H40V243L42 242V245L43 244H47V243H50V241H51V239H54L53 238V236L52 237H50L52 234H54V236H55V238H57L58 236H57V234L56 233H60L59 232V226L57 225V223H56V220H54L55 219V217H53L52 216ZM60 218V217H59ZM244 218L242 217V219L244 220ZM257 218V217H256ZM58 219V218H57ZM85 219V218H84ZM104 219H106V217L104 218ZM228 219V224L226 223V225L224 226V228L226 229V227L228 228V230L230 231V234H234V232H236V227L238 226H235V224L233 223V220L231 219V218H227ZM241 219V220H242ZM250 219V218H249ZM51 219H49V221H50ZM51 220V221H52ZM66 220H67V218H66ZM40 221V220H39ZM58 221V220H57ZM75 221V220H74ZM74 221H72L73 223H74ZM104 221V220H103ZM76 222V221H75ZM257 222V221H256ZM39 223V222H38ZM80 223H81V221H80ZM80 223H78V224H80ZM102 223H106V222H102ZM101 223V224H102ZM82 224V223H81ZM80 224V225H81ZM86 224V223H85ZM99 224L98 225V227H94V226H91V227H89L90 228V231L88 230L89 228H85V227H83V228H85L84 229V231H82V230H80V229H82V227L80 228V227H78L79 228V230H80V233H81V235L80 234H78V228H76L77 226H76V224L74 223V227H75V229H74V231L75 232H71L72 233V235L71 234H68V235H71L70 237H72V238H74V237H76L77 238V240L76 241H82V243H83V239H85V238H87L88 239V237H90V233H91V235H94V236H96V238H97V240H103V239H105V238H107L108 237V235L110 234V232H109V227H107V225L105 224ZM240 224V223H239ZM245 224V223H244ZM259 224H260V222H259ZM262 224V223H261ZM101 225V226H100ZM39 226H38V228H39ZM79 226V225H78ZM83 226H85V225H83ZM87 226V225H86ZM90 226V225H89ZM241 226H243V224L241 225ZM248 226V225H247ZM73 227V228H74ZM244 227V226H243ZM257 227H258V225H257ZM260 227L262 228V225H260ZM221 228V227H220ZM238 228H239V226H238ZM61 230V229H60ZM76 230H77V232H76ZM223 230V229H222ZM244 230H245V228H244ZM254 230V229H253ZM261 230V229H260ZM260 230L257 232L258 234H257V236H256V238L254 239V237H250L249 235L248 236H245V235H243L242 237H241V244H242V249H244L243 251H242V255H243V258H239V261H240V259H242V261L240 262V263H243V264H256L255 263V261H256V258H257V256H258V254L262 251V248L261 247H263L264 248V233H261L260 232ZM84 232L83 233V235H82V232ZM225 231V230H224ZM228 231V232H229ZM243 231V230H242ZM241 231V232H242ZM255 231V230H254ZM262 231V230H261ZM264 232V231H263ZM70 233V232H69ZM75 233V234H74ZM253 233V232H252ZM61 234V233H60ZM77 234V235H76ZM205 234V233H204ZM229 234V235H230ZM74 235V236H73ZM236 235V234H235ZM235 235H232V236H235ZM241 235H242V233H241ZM57 236V237H56ZM93 236V237H94ZM231 236V235H230ZM69 237V238H70ZM206 237V236H205ZM95 238V237H94ZM93 238V239H94ZM207 238V237H206ZM210 239V238H209ZM208 239V240H209ZM54 240H56V239H54ZM54 240H52L53 242H54ZM70 240V239H69ZM73 240V239H72ZM96 239H95V242L97 241ZM231 241H234L235 239H234V237H231V239H230ZM51 241V242H52ZM66 241V240H65ZM64 240L62 241L63 242V245L65 244V246H66V248H69L70 249V247H69V245H68V243H66ZM86 241V240H85ZM210 241V240H209ZM69 242V241H68ZM73 242V241H72ZM87 242V241H86ZM102 242V241H101ZM100 242V243H101ZM38 243H39V241H38ZM39 243V244H40ZM78 243V245H79V242H77ZM81 243V244H82ZM84 244V243H83ZM82 244V245H83ZM91 244V243H90ZM95 244V243H94ZM90 245L91 246V248L93 247L94 248V246L95 245ZM41 245V244H40ZM40 245L36 248V250L35 251H32V250H30L29 252H28V254H27V256H29V257H31V258H33L34 257V259H36V260H34V263H32V264H49V263H46V261L44 260V257L46 256V254L48 253V249L45 247V246H42V247H40ZM86 246H88V247H85V246H82L83 248H81V245L78 247V249H71V253L72 254H74V256L76 255V257H78L77 259H79V260H81L82 262H83V256H84V254H85V250L86 249H88V251H89V245H86ZM241 246V245H240ZM261 246V247H260ZM96 247V246H95ZM97 247H98V245H97ZM96 247V248H97ZM259 247H260V249H261V251L259 252ZM98 249V248H97ZM94 250V249H93ZM92 250V252H94ZM102 250L103 249H101V246H99V250H97V253H101L102 252ZM133 250V249H132ZM87 251V250H86ZM91 251V250H90ZM89 251V252H90ZM100 251V252H99ZM125 253H126V251H124ZM263 252V251H262ZM88 253V252H87ZM125 253H123V256L124 255H126ZM240 253H241V251H240ZM198 254H200V253H198ZM202 254V253H201ZM87 255V254H86ZM85 255V256H86ZM96 255V254H95ZM133 255V254H132ZM197 255V254H196ZM217 255V254H216ZM241 255V254H240ZM241 255V256H242ZM113 256V258H111V260L108 262L109 264H120L121 262V259L120 258H122V257H118V254H115V255H112ZM111 256V257H112ZM202 256V255H201ZM213 256V255H212ZM240 256V257H241ZM102 257V256H101ZM133 257V256H132ZM227 257V256H226ZM263 257V256H262ZM81 258V259H80ZM194 258V257H193ZM198 258H199V256H198ZM198 258H195L194 260L198 263V264H206V262H204L203 261V259H198ZM204 258V257H203ZM230 258V257H229ZM102 258H100V260H101ZM134 259H135V257H134ZM100 260H99V262H100ZM191 260V259H190ZM193 260V261H194ZM102 261V260H101ZM131 261H132V258H131ZM159 261H160V264H171V263H169V262H167V260L166 259H162V260H160L159 259ZM194 261V262H195ZM208 261H209V258H208ZM207 261V262H208ZM85 262V261H84ZM135 262V261H134ZM171 262V261H170ZM188 262V261H187ZM212 262V261H211ZM264 262V261H263ZM132 263H133V261H132ZM189 264H193V262H192V260L190 261V262H188ZM23 264H28L26 261H24V263ZM54 264H57V263H54ZM101 264H106L105 263V261L104 262H102ZM209 264V263H208ZM212 264H215V263H212ZM216 264H233V262H232V260H230V259H225V260H223L222 258H220V260L218 261V263H216Z\"/></svg>", "mask_w": 264, "mask_h": 264}]
</instances>
